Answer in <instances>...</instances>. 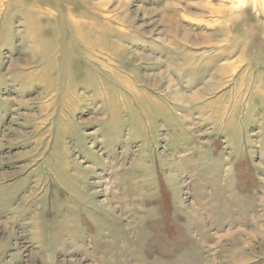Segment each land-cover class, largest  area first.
Listing matches in <instances>:
<instances>
[{
	"label": "rangeland",
	"instance_id": "1",
	"mask_svg": "<svg viewBox=\"0 0 264 264\" xmlns=\"http://www.w3.org/2000/svg\"><path fill=\"white\" fill-rule=\"evenodd\" d=\"M0 264H264V0H0Z\"/></svg>",
	"mask_w": 264,
	"mask_h": 264
},
{
	"label": "bare ground",
	"instance_id": "2",
	"mask_svg": "<svg viewBox=\"0 0 264 264\" xmlns=\"http://www.w3.org/2000/svg\"><path fill=\"white\" fill-rule=\"evenodd\" d=\"M178 94H179V93H178ZM178 94H177V95H178ZM180 97H182V96H180ZM193 97H194V96H193ZM193 97H191V99H193ZM177 98H178V97H177ZM186 98H187V97H186ZM186 98H185V99H186ZM185 99H183V100H185ZM181 100H182V99H181ZM187 102H188V101H187Z\"/></svg>",
	"mask_w": 264,
	"mask_h": 264
}]
</instances>
